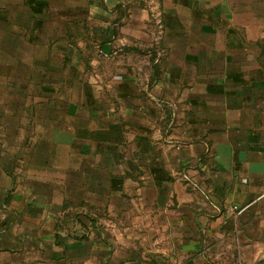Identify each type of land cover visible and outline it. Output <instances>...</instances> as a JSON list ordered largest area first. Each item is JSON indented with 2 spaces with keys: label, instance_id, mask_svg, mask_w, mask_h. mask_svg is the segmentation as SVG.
Here are the masks:
<instances>
[{
  "label": "crops",
  "instance_id": "1",
  "mask_svg": "<svg viewBox=\"0 0 264 264\" xmlns=\"http://www.w3.org/2000/svg\"><path fill=\"white\" fill-rule=\"evenodd\" d=\"M263 258L264 0H0V264Z\"/></svg>",
  "mask_w": 264,
  "mask_h": 264
},
{
  "label": "built area",
  "instance_id": "2",
  "mask_svg": "<svg viewBox=\"0 0 264 264\" xmlns=\"http://www.w3.org/2000/svg\"><path fill=\"white\" fill-rule=\"evenodd\" d=\"M235 208V207H234ZM236 209V208H235ZM263 261H264V258H263Z\"/></svg>",
  "mask_w": 264,
  "mask_h": 264
}]
</instances>
